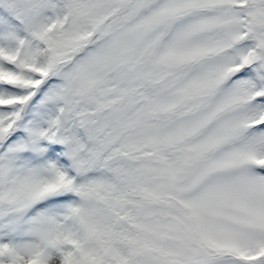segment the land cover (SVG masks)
<instances>
[{"label":"snow or ice","instance_id":"1","mask_svg":"<svg viewBox=\"0 0 264 264\" xmlns=\"http://www.w3.org/2000/svg\"><path fill=\"white\" fill-rule=\"evenodd\" d=\"M0 264H264V0H0Z\"/></svg>","mask_w":264,"mask_h":264}]
</instances>
